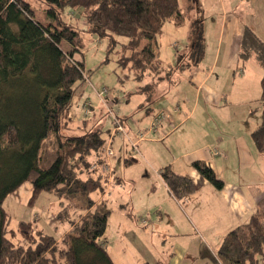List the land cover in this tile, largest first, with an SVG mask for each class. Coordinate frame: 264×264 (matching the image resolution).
<instances>
[{"label": "trees", "instance_id": "obj_1", "mask_svg": "<svg viewBox=\"0 0 264 264\" xmlns=\"http://www.w3.org/2000/svg\"><path fill=\"white\" fill-rule=\"evenodd\" d=\"M44 4L52 20L47 24L36 18L30 2L0 0V161L18 158L11 170L18 180L2 190L0 201L29 183L31 201L42 194L59 199L63 207L57 218L70 220L72 230L59 242L34 230L31 223L21 222L25 245H15L6 237V219L0 209V264H12L15 259L18 264H114L104 241L110 211L92 197L104 191L111 172L90 169L95 162H103L106 139L100 129L71 132L74 85L84 78V63L75 60L72 51L66 53L62 43H75L79 24L84 31L111 38V49L116 46L115 36L127 37L119 62L138 73L139 80L145 72L153 75L151 82L138 89L152 102L165 79L159 76L163 60L157 37L166 22L182 26L188 10L180 0H44ZM195 33L192 53L198 54L193 62L197 66L205 41L201 30ZM250 57L264 68V43L246 28L241 58ZM189 65L180 61L178 68ZM261 88L262 122L251 137L257 151L264 153V75ZM193 168L214 188L223 189L224 182L211 167L197 161ZM161 176L178 200L198 190L192 179L169 167ZM0 180L1 187L7 180ZM210 255L208 250L201 252L202 258ZM211 257L217 264H264V200L249 223L230 231L217 256Z\"/></svg>", "mask_w": 264, "mask_h": 264}, {"label": "crops", "instance_id": "obj_2", "mask_svg": "<svg viewBox=\"0 0 264 264\" xmlns=\"http://www.w3.org/2000/svg\"><path fill=\"white\" fill-rule=\"evenodd\" d=\"M209 1L212 2L210 5L212 39L217 33L220 37L217 44L213 41L210 62L207 67H201L200 64L194 66L187 80L183 79L186 82L182 84L184 86L179 87V90L159 92L158 98L164 96L163 105L166 106L168 101L170 103L167 105V111L164 108L155 110L149 123L159 110L171 112L170 121L161 128L160 135L165 138L147 139L140 143L142 162H138L139 159L132 161L140 165V174L126 179L127 170L122 168L121 172L124 177H116V160L110 159L111 174L106 181L104 191L99 199L93 198L97 205L101 203L106 205L110 211L109 219L117 213L118 209H128V212L121 211L117 221L119 225L116 231L117 234L119 233L117 237L114 231V237L122 241L120 242L122 247L137 245L130 238L136 230L132 220L135 212L142 217L144 224L151 223V229L148 226V231L154 235L151 238L157 239L156 241L149 238L143 240V244L138 246L137 254L141 259L134 264H217L211 256H217L226 235L237 227L249 223L247 220H251L259 204L264 200V192H260V197H257L254 193L255 185H249L250 183L244 179V172L250 168L251 175L256 177L258 183L261 182L259 186L264 188V164L258 161L260 157L254 143L255 150H251L240 140V123L233 121L235 100L231 98L236 90L241 91L245 96L250 91L243 84L241 90L237 89V85L233 86L237 80L241 82L248 80L246 73L237 78L234 71L244 66L241 64V51L246 28L252 30L264 43V0ZM214 3L215 10L212 8ZM226 37L230 41L225 43ZM224 43L227 51L224 53L222 64L228 72L224 78H219V75L215 73L221 61ZM208 57H210V52ZM250 58L256 64L259 63L255 57ZM219 79L222 85H218ZM165 82H161L159 87ZM186 85L188 88H185ZM189 86L193 88L189 89ZM217 120L233 130L234 135L227 139L224 138V134L221 136L220 127L211 126ZM89 125V120L83 122L74 120L70 125L71 132L76 134V131H79L82 134L87 130H92L88 128ZM118 144L121 149L118 153L121 163L126 155L125 146L123 141ZM215 147L220 151L218 155L213 154ZM197 161L205 163L215 171L218 178L224 182L222 190L214 188L193 168V163ZM167 167L178 175L192 179L198 186L197 192L188 198L176 199L161 176L162 170ZM231 172L236 175L235 181L225 178V174ZM139 177L143 191L147 193L146 199L148 197V203L144 206H136V203H132L133 194L138 189ZM125 201L126 204H123ZM58 213L50 212L52 217L50 219L47 215V221L55 229L62 224L66 225L62 236L56 238L62 242L71 232L72 226L70 220L59 221ZM203 250H208L212 255L202 258ZM118 251L115 252V257L122 252H131V250ZM107 252L109 254L108 250ZM135 255L133 254V258ZM114 260L113 262L118 264V261Z\"/></svg>", "mask_w": 264, "mask_h": 264}, {"label": "rangeland", "instance_id": "obj_3", "mask_svg": "<svg viewBox=\"0 0 264 264\" xmlns=\"http://www.w3.org/2000/svg\"><path fill=\"white\" fill-rule=\"evenodd\" d=\"M25 1L32 4L38 20L43 21L46 24L52 22L50 17L46 14L44 0ZM181 3L182 4L180 5L188 10L185 23L182 26H176L172 22H166L161 34L157 37V51L163 60L162 71L159 76L164 77V81L166 82L156 90L157 99L155 98L154 102H148L145 96L138 92L139 87L145 86L148 82H151L154 79L153 75L150 72H145L143 74V80H139L137 79L138 73L131 69L130 66L124 67L119 62L122 55L123 45L127 44L129 41L127 37L115 36L114 39L116 41V46L111 49V38H100L95 34L84 31V26L79 24V37L78 39H75V43L70 44L67 41L62 43V47L66 53L72 51L74 55L73 58L84 63V78L74 85L75 94L70 108L72 116H74L76 122L89 120V129L98 128L103 131L106 145L109 143V145L113 147L116 155L115 158H110L112 161L116 160V177H124L121 172L122 168L127 170V174H125L126 179L130 176L136 177L139 175L141 167L132 161L139 159L138 162H142L143 158H141V149L140 153H135L131 148L129 139L116 132L115 117H118L123 123L129 137L136 140L137 133L144 132L149 128L151 123H149V120L155 110L164 108L167 111V105L170 102H166V106L163 105V102H165L164 96L158 98V96H160L159 92L169 91L171 89L175 91L179 90V87L184 86L182 84L186 82L187 78L190 76V72L194 69L193 62L198 58L197 53H195L196 56L192 53L193 41L196 36L195 30L202 31L205 41V49L202 59L199 62L201 67H207V64L212 58L213 41L217 44L220 40L219 33L214 34V39H212V24H210V21H212V12L210 10V5H212L211 1L182 0ZM212 8L215 10V3ZM209 14L211 15L209 16ZM227 41H230V39L226 37L225 43ZM226 51L227 49L225 46L222 50L223 54L221 55V61H219L215 73L219 75V78H224V75L228 72L222 64V59L224 58V53ZM232 51H234L233 48ZM209 52L210 57H208ZM127 55H129V53ZM180 61L182 65H190L184 68H178V63ZM241 61V64L244 66L238 67L236 71L233 70L234 74L236 73L237 78H239L242 74L246 73L248 75V80L243 82L237 80L233 86L237 85V89L241 90L243 84V86L246 85L250 91L247 96L242 95V92L239 90H236L234 96L230 93L232 95L231 98L235 100V105H233L235 113L232 115L234 117L233 121L240 123L241 138L240 136L239 138L242 140L243 145L249 149L251 148V150H255L251 133L262 122V104L260 103V98L262 93L261 80L264 75V68L260 66V63L256 64L251 58L241 59ZM218 85H222L220 79L218 80ZM185 88H188V85H186ZM191 88L193 87L189 86V89ZM24 89L32 88L24 87ZM100 92L101 96L98 94ZM246 99L247 101H245ZM181 100H183V98H181ZM85 104H90L91 106L89 107L88 114L84 113ZM168 114L171 115V112L168 111ZM148 123L149 125L147 126ZM213 125L220 127L219 132L221 136L224 134L223 136L226 139L234 135L233 130L229 129L226 124L220 123L218 120L211 124V126ZM73 133L75 134V132ZM76 134H80V132L76 131ZM114 135L115 137L113 138ZM218 137H220L219 134ZM147 138L163 139L165 137L159 135L156 137L148 136ZM122 141L125 146L126 155L124 159L122 158L120 163V156L118 153L121 149L118 143ZM218 150L217 147H215L213 154L217 151V154L214 155H218L220 152ZM257 154L260 157L258 161L261 164H264V153L257 152ZM16 162H18V158L14 159L13 157L2 158L0 161V179L6 178L7 180L0 187V200L3 191L7 187L12 186L18 180L17 176H15L17 173L14 175V170L11 171ZM92 166L93 165H91V168ZM243 169L246 170L244 167ZM251 172L252 170L250 168L246 170V172H244V179L246 182L250 183L249 185H255L254 193H256L257 197H260V192L263 193L264 188L259 186L261 182L258 183L257 178L252 176ZM225 175V178L229 181H235L237 179L233 172ZM139 179L140 177L137 181V184L139 185H137V192L133 194L132 203H136V206H144L148 203V197L146 199L147 193L143 191L142 182L139 181ZM101 194V191H97L92 194V197L97 200L101 197ZM31 195L32 186L29 183H25L14 193L5 197L2 202L0 201L1 213L2 215L4 214L6 219V237L15 245H18L19 243L25 245L23 242L24 235L20 231L21 222H29L34 230H43L46 233L52 234L56 238L62 236V231L65 229L64 226H66L62 224L58 229H55L50 225V222L47 221V215L50 219L52 217L50 212L57 214L63 207L57 197L49 194H42L35 200L31 201ZM123 204H126V201L123 202ZM100 205L106 207L104 203H101L98 206ZM129 206L131 207V204ZM121 211L128 212V209H118L117 213L112 215L108 220L106 235L104 236L105 248L109 251V256L112 261H115L114 259H116L118 264H134L141 259V257L137 256L139 249L138 246L142 245L143 240L146 238L153 239L151 237L154 235L151 231H148V226L151 229V223L148 225L144 224L142 217L138 215V212H135L134 216H132V220L135 224L136 230L133 232V235H130V238L133 239L137 245L132 244L131 246H127V248L122 247V244L120 243L122 241H118L117 238L115 239V237L119 235L116 231L119 228L117 221L119 220ZM249 220H247V222H249ZM156 239L153 240L156 241ZM118 250H131V252H122V254L115 257V252H119ZM133 254H136L134 258ZM12 264H18L16 259Z\"/></svg>", "mask_w": 264, "mask_h": 264}, {"label": "built area", "instance_id": "obj_4", "mask_svg": "<svg viewBox=\"0 0 264 264\" xmlns=\"http://www.w3.org/2000/svg\"><path fill=\"white\" fill-rule=\"evenodd\" d=\"M98 94L101 96V92ZM89 107H91L90 104L84 105L85 114H88ZM169 121H170V115L168 114V112L164 110L157 111L152 118L149 128L144 132H139L136 134L137 135L136 140H133L129 137V134L126 132L123 123L120 121L118 117H115V127H116V132L119 133V135L126 136L129 139L132 150L135 153H140V143L142 141L150 139L147 138L148 136H152V137L159 136L161 132V128ZM114 137L115 135L113 136V138ZM214 154H217V151H215ZM114 156H115L114 149L108 143L104 148L103 162L101 164L97 162L94 163L91 170H100L101 173H110L111 167L109 160Z\"/></svg>", "mask_w": 264, "mask_h": 264}]
</instances>
